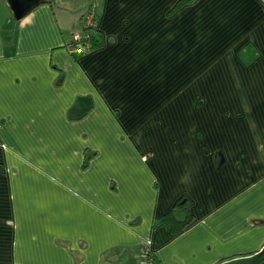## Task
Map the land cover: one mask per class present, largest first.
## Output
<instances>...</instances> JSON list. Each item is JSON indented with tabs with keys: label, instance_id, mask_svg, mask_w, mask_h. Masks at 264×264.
<instances>
[{
	"label": "crops",
	"instance_id": "obj_1",
	"mask_svg": "<svg viewBox=\"0 0 264 264\" xmlns=\"http://www.w3.org/2000/svg\"><path fill=\"white\" fill-rule=\"evenodd\" d=\"M176 1L46 0L17 20L0 0V264L263 246L264 2ZM90 4L103 44L72 53ZM79 96L93 106L74 119ZM182 195L193 220L173 233L158 220Z\"/></svg>",
	"mask_w": 264,
	"mask_h": 264
},
{
	"label": "trees",
	"instance_id": "obj_2",
	"mask_svg": "<svg viewBox=\"0 0 264 264\" xmlns=\"http://www.w3.org/2000/svg\"><path fill=\"white\" fill-rule=\"evenodd\" d=\"M192 0H177L175 5L170 10V13H174L179 8L183 7L186 3ZM99 27H95L90 35V50L97 48L103 44V40L100 38ZM93 106L92 99L89 96H79L75 103L71 106L69 110V115L71 118L78 119L83 117ZM86 163V162H85ZM190 198L187 195L180 196L174 203L173 207L166 212L162 218L158 220L159 223H164L170 227L171 232L179 233L181 232L192 220L193 215L188 212V205L190 203ZM182 209L185 212V216L179 219L175 216V209ZM155 260V256H154Z\"/></svg>",
	"mask_w": 264,
	"mask_h": 264
},
{
	"label": "built area",
	"instance_id": "obj_3",
	"mask_svg": "<svg viewBox=\"0 0 264 264\" xmlns=\"http://www.w3.org/2000/svg\"><path fill=\"white\" fill-rule=\"evenodd\" d=\"M98 11L95 4H90L83 14L81 29L73 32L71 39L66 43L67 49L74 52H84L90 50V35L95 27H98ZM150 240H147L140 251V262L150 263L154 260V255L150 251Z\"/></svg>",
	"mask_w": 264,
	"mask_h": 264
},
{
	"label": "water",
	"instance_id": "obj_4",
	"mask_svg": "<svg viewBox=\"0 0 264 264\" xmlns=\"http://www.w3.org/2000/svg\"><path fill=\"white\" fill-rule=\"evenodd\" d=\"M46 0H5L14 18L20 20L27 16L36 6ZM264 2V0H262ZM217 264H264V244L250 254L225 259Z\"/></svg>",
	"mask_w": 264,
	"mask_h": 264
},
{
	"label": "rangeland",
	"instance_id": "obj_5",
	"mask_svg": "<svg viewBox=\"0 0 264 264\" xmlns=\"http://www.w3.org/2000/svg\"><path fill=\"white\" fill-rule=\"evenodd\" d=\"M193 1V0H192ZM192 1H189L188 3H186L185 5H187V4H189L190 2H192ZM177 2V1H176ZM175 5V4H174ZM184 5V6H185ZM180 9V8H179ZM178 9V10H179ZM178 10H176L174 13H176ZM239 56L241 57V59H243V61L244 62H249L250 61V59H251V55L253 54L250 50L249 51H247V52H244V51H239ZM249 55V56H248ZM201 100V99H200Z\"/></svg>",
	"mask_w": 264,
	"mask_h": 264
}]
</instances>
